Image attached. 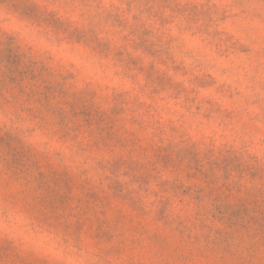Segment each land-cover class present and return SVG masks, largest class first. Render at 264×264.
<instances>
[{
  "label": "clouds",
  "instance_id": "obj_1",
  "mask_svg": "<svg viewBox=\"0 0 264 264\" xmlns=\"http://www.w3.org/2000/svg\"><path fill=\"white\" fill-rule=\"evenodd\" d=\"M20 2L0 0V53L31 70L12 82L0 58V264H264L253 227L227 251L203 239L226 227L211 219L216 195L264 203V0ZM81 105L99 128L72 115ZM229 154L238 169L209 172ZM49 169L75 182L56 210L37 179Z\"/></svg>",
  "mask_w": 264,
  "mask_h": 264
},
{
  "label": "rangeland",
  "instance_id": "obj_2",
  "mask_svg": "<svg viewBox=\"0 0 264 264\" xmlns=\"http://www.w3.org/2000/svg\"><path fill=\"white\" fill-rule=\"evenodd\" d=\"M19 6L22 7V9L26 12L32 11L30 5H28L27 3V0H21ZM0 58L7 61L8 75L9 79L12 82H16L17 75L22 80L26 75L31 74L30 69H25L23 71L20 70V59L14 54L8 52L0 53ZM32 78L34 79L35 76H33ZM158 82H160L161 84L164 83L162 78H158ZM45 99H47V97H45ZM72 115L74 117L81 118L86 126H91L93 123H95L98 128L105 120V117L103 115L94 113L88 107H84L82 105L79 106V110L74 109ZM61 119H63V116H61ZM100 131H104V129L101 128ZM2 142L6 147H8L9 152L13 155V163L18 166H23L26 154L13 148L8 140H4ZM186 154L190 156L191 160L193 161L195 167L194 174L198 173L207 177L209 173L202 171L200 162L199 160H197L196 155L190 149L187 150ZM157 156L165 164L171 161V154L169 153L168 149H160L157 152ZM212 165H215L217 169L222 168L225 173V177H227L230 169H238L240 167L238 158L231 156L230 154L225 155L219 162L211 161L209 165V172H211L212 170ZM37 179L39 185L41 187H44L45 189L46 200L50 208L56 210L67 205L75 186L73 178L69 176L68 173L60 170L49 169L47 173L41 172ZM112 188L116 194H119L121 191V186L118 183L113 184ZM189 191L191 190H185L186 193ZM202 191L203 190L201 189L195 194V198L197 200L201 198L200 192ZM228 191L230 192L231 189L229 188ZM85 195L88 201L94 202L98 200V196L94 192L89 191L86 192ZM208 195L211 196L212 193L209 192ZM228 201V196H224L222 198V196L218 194L214 197V209L210 213L211 219L224 224L226 227L225 230L216 229L215 238L212 240H209V236L205 234L203 239L206 243H211L216 247L225 246L223 250L227 251V245L229 244V241L231 240L234 233L239 232L240 230L246 231L250 227L255 228L257 234L264 236V203H258L255 199H237L235 203H229ZM131 206L134 209L137 208V205L134 201L131 202ZM165 208L166 203L161 207L159 212V219L161 220H165ZM165 223H167L166 220ZM181 224H183V222H181ZM80 227L81 225L79 223L75 225V228L77 230H79ZM206 227L207 225L203 221H201V230ZM193 228H195V225H193ZM184 231H187V228H185ZM209 232H211V229H209ZM181 235H183V232H181ZM96 236L99 239L110 240L112 238L110 232L106 227V221H99L96 224ZM150 239L158 243L162 242L159 234H153ZM199 239L200 237H196L197 242L199 241ZM0 253L6 255L7 248L4 246H0Z\"/></svg>",
  "mask_w": 264,
  "mask_h": 264
}]
</instances>
